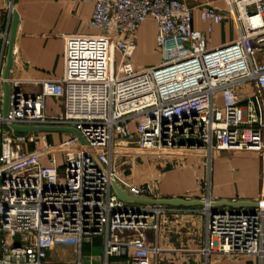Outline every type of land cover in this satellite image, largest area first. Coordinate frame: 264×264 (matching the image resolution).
I'll use <instances>...</instances> for the list:
<instances>
[{"label": "built area", "instance_id": "2783aa9c", "mask_svg": "<svg viewBox=\"0 0 264 264\" xmlns=\"http://www.w3.org/2000/svg\"><path fill=\"white\" fill-rule=\"evenodd\" d=\"M89 1V26L97 34L68 37L63 77L36 82L37 91L9 76L7 116L3 72L15 0L0 9V264H55L51 254L60 239L75 240L79 260L59 264H86L81 246L93 237L104 239V264H152L151 253L161 250L151 246L149 233L168 223L167 211L118 199L113 181L130 197L157 199L153 186L122 177L116 165L124 155L120 147L162 154L264 152V119L256 104L264 102V0H225L224 9L201 10L209 32L227 19L237 25L239 37L217 48L208 47L206 33L194 30L193 10L183 1ZM148 19L157 24L162 61L137 70V33ZM251 83L255 95L242 100L238 87ZM47 98L61 100V114L46 113ZM13 126L76 129L94 155L74 134L51 145L48 133L19 136ZM256 203L205 209L200 253L253 257L264 264V200Z\"/></svg>", "mask_w": 264, "mask_h": 264}, {"label": "crops", "instance_id": "0c3cea01", "mask_svg": "<svg viewBox=\"0 0 264 264\" xmlns=\"http://www.w3.org/2000/svg\"><path fill=\"white\" fill-rule=\"evenodd\" d=\"M179 1L185 2L193 10V28L206 33L209 48L221 47L239 37V30L232 19L213 24L211 32L210 23L201 21L200 12L203 8L224 9L227 7L225 0ZM15 3L18 28L14 43V61L9 76L11 81L25 82L23 88L37 91L39 88L35 86L36 82L59 80L63 77L65 43L68 37L97 34L89 26L94 4L89 0H15ZM6 4L7 0H0V9L5 8ZM157 34V24L152 19H148L139 29L133 59L135 65L145 62L151 64L147 68L159 65L161 52L157 45ZM3 90L5 92V88ZM237 92L242 100L255 95L252 83L238 87ZM216 103L219 106L223 104L219 94ZM256 104L259 106L260 117L264 119V102L261 106L256 100ZM61 112L62 102L47 98L46 113L58 115ZM52 137L59 140L64 138L58 133H54ZM117 141L121 145L119 138ZM123 149L124 146L119 149L124 153L123 157L116 160L122 177L137 186H153L157 199L235 203L264 200V152L215 150L207 155L200 151L162 154L156 150L136 153L125 152ZM132 206L136 207L138 204ZM164 207L168 223L161 225L159 231L153 234L155 238H150L151 246L161 250L159 255L151 253L152 264H257V259L253 257L219 259V255L210 254L207 257L200 253L205 249L200 237L206 232L205 209ZM83 243L81 257L83 263H86L83 260ZM58 255L64 257L63 263L77 262L79 248L75 240H58L51 257ZM213 256L215 259L210 261ZM94 262L95 260L93 264ZM104 262L103 258L100 264Z\"/></svg>", "mask_w": 264, "mask_h": 264}, {"label": "water", "instance_id": "95a60500", "mask_svg": "<svg viewBox=\"0 0 264 264\" xmlns=\"http://www.w3.org/2000/svg\"><path fill=\"white\" fill-rule=\"evenodd\" d=\"M179 1V0H177ZM7 3H10V0H7ZM18 28V14L16 11L13 13V19L10 26V34H9V47H8V54H7V61L6 66L3 72V77L5 79L4 88H5V101H4V108H3V114L4 116H7L9 106H10V95H11V87L9 84V75L11 68L13 66V51H14V43L16 39V33ZM13 130L16 135L23 136L30 132H41V133H66V134H74L76 135L80 141L83 143V145L87 148V150L92 154V150L88 147L86 141L80 134V132L73 128H65V127H18L13 126ZM112 187L118 197V199L125 203L130 204H152V205H160V206H169V207H186V208H193V207H203L204 209L211 208L213 211L215 208L218 207H230V208H245V207H258V203L256 202H228V201H204V200H184V199H147V198H133L130 197L127 193V191L123 190L122 187L116 182H112Z\"/></svg>", "mask_w": 264, "mask_h": 264}, {"label": "rangeland", "instance_id": "374dc122", "mask_svg": "<svg viewBox=\"0 0 264 264\" xmlns=\"http://www.w3.org/2000/svg\"><path fill=\"white\" fill-rule=\"evenodd\" d=\"M161 61H162V57L160 59V63H161ZM117 66H118V63H116V67ZM135 66H136L137 70H142L144 68H147L148 66H151V64H146V62H145V63H138ZM59 101H61V100H59ZM130 127H131V130L134 131L135 130V123H131ZM52 135H54V133H48V140H49V143L51 145H57V144L61 143L62 141H64L66 136H69V135H65V133H58L59 136H62V137L64 136V138H60V140H59L57 137H52ZM136 139H137V137H135V140ZM116 141H117V138H116ZM57 161L61 167L65 164V156L63 155V152L61 150H59L57 153ZM122 169L124 170L125 168L122 167ZM202 221H203V219H202ZM205 222H206V219H205ZM205 227H206V225H205ZM153 236L155 238V235H153V233H149L150 238H153ZM161 236L162 237L164 236L162 232H161ZM200 237L203 240L204 246H205L206 232L202 233V235ZM83 247H84L83 260L86 263H89L91 259H92V261L95 260V262H94L95 264H100L102 262V260L104 258V239L102 237H93L90 239L84 238ZM217 257L219 259H221V256H217ZM63 258L64 257H62L61 255H58V256L51 257V261L55 264H59V263L64 262ZM214 259H215V256H213L210 261H213Z\"/></svg>", "mask_w": 264, "mask_h": 264}]
</instances>
